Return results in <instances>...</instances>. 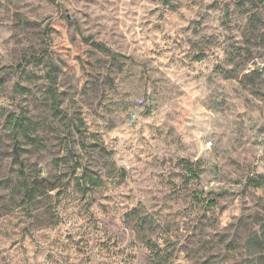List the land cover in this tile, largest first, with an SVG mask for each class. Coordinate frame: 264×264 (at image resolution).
Segmentation results:
<instances>
[{"label": "rangeland", "instance_id": "374dc122", "mask_svg": "<svg viewBox=\"0 0 264 264\" xmlns=\"http://www.w3.org/2000/svg\"><path fill=\"white\" fill-rule=\"evenodd\" d=\"M258 16L264 0H0V264H264Z\"/></svg>", "mask_w": 264, "mask_h": 264}, {"label": "trees", "instance_id": "16d2710c", "mask_svg": "<svg viewBox=\"0 0 264 264\" xmlns=\"http://www.w3.org/2000/svg\"><path fill=\"white\" fill-rule=\"evenodd\" d=\"M257 20L260 22H264V19L260 16H258ZM89 37L92 39L91 36H89ZM92 45L99 50L111 52L114 57L129 58V56H127L123 53L112 52L111 49L109 48V46L103 42L92 40ZM52 68L55 69V66H53ZM49 78L53 82L55 79V76L53 74H51ZM50 93H51V106H52V109L54 110V112L55 113H64V110L61 108V102H60V98H59L57 88L52 85V87L50 89ZM17 123L21 127V129H23L24 132L28 131V124H26L24 119H18ZM16 157L18 158L19 156H16ZM29 193H31L32 197L35 195V191L32 187L29 189ZM252 238H253V240H255V242L258 245H260V247L262 249H264V232L262 235H260V236L258 235V236L252 237Z\"/></svg>", "mask_w": 264, "mask_h": 264}, {"label": "built area", "instance_id": "2783aa9c", "mask_svg": "<svg viewBox=\"0 0 264 264\" xmlns=\"http://www.w3.org/2000/svg\"><path fill=\"white\" fill-rule=\"evenodd\" d=\"M209 144H208V146H211L212 145V142H208Z\"/></svg>", "mask_w": 264, "mask_h": 264}]
</instances>
